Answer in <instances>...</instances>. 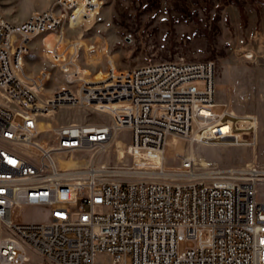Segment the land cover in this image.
Segmentation results:
<instances>
[{
	"label": "built area",
	"instance_id": "2783aa9c",
	"mask_svg": "<svg viewBox=\"0 0 264 264\" xmlns=\"http://www.w3.org/2000/svg\"><path fill=\"white\" fill-rule=\"evenodd\" d=\"M103 3L53 0L21 23L0 11V264H264V199L258 197L264 161L208 176L191 156L181 158L180 169L164 167L171 138L221 144L247 141L251 131L256 139L258 118L239 117L218 102L214 61L120 69L109 60L102 79L90 78L81 42L69 33ZM49 33L57 35L52 64L65 82L51 94V71H25L31 41L41 38L45 48ZM65 107L109 122L43 120ZM43 123L50 126L42 129ZM223 123L231 131L218 134ZM122 131L131 136L123 140L127 161L63 165L83 151L118 147ZM153 152L163 156L161 169L149 159ZM138 158L149 161L138 168ZM29 207L48 208V219L25 221L21 212ZM185 240L194 246L182 251Z\"/></svg>",
	"mask_w": 264,
	"mask_h": 264
},
{
	"label": "rangeland",
	"instance_id": "374dc122",
	"mask_svg": "<svg viewBox=\"0 0 264 264\" xmlns=\"http://www.w3.org/2000/svg\"><path fill=\"white\" fill-rule=\"evenodd\" d=\"M52 2L0 0V11L12 22L26 21L32 12ZM69 36L94 47L87 51L84 46L80 56L90 78L104 75L109 60L120 69L140 67L149 61H214L218 102L228 105L239 117L258 118L256 139L251 131H246L247 141L221 144H192L186 139L171 138L164 160L167 170L180 169L181 158L191 155L199 172L264 161V0H104L94 17ZM44 51L41 38L31 41L25 71L35 76L42 70L51 71L53 78L47 91L51 94L65 82L58 68L44 57ZM90 58L94 61L90 62ZM223 109L218 106L215 111ZM43 120L53 125L109 122L106 115L78 107L62 108L51 119ZM239 125L249 127L250 122L241 121ZM215 131L224 134L221 127ZM119 137L122 140H118V147L114 145L108 152L87 150L76 155L78 166L91 162L98 167L115 166L118 158L120 163L127 161L123 140L129 142L130 133L122 131ZM148 161H138V168ZM154 161L157 168H162L159 161ZM258 197L264 199V184L259 186ZM21 214L25 221H46L49 209L29 207ZM193 246L192 240L180 243L182 251Z\"/></svg>",
	"mask_w": 264,
	"mask_h": 264
},
{
	"label": "bare ground",
	"instance_id": "6f19581e",
	"mask_svg": "<svg viewBox=\"0 0 264 264\" xmlns=\"http://www.w3.org/2000/svg\"><path fill=\"white\" fill-rule=\"evenodd\" d=\"M56 41H57V35L55 33H49V34H47L45 36L46 47H45V51H44L43 55H44V57H46L49 60H51V62H54V60H55L54 59V49H55V46H56ZM81 45H82V47L86 46L84 44V42H81ZM85 49L87 51H89V50L94 49V47L86 46ZM92 61H94V58H90V62H92ZM103 77H104V75H102L100 77H97V78H94V79L95 80H100ZM49 126L50 125H47L46 127H42V129H46ZM217 127H221L222 130H223V132H224V134H226L227 132H230L231 131V125L229 123H223V124L218 125ZM190 152H191V154H194V150L193 149ZM152 154H153L152 157H150L149 159L150 160H157L162 165V163H163V156L161 154H159V153H156V152H153ZM140 160H142V159L138 158V161H140ZM63 165L64 166H77L78 165V161L75 160L74 158L67 159V160H63ZM161 165H160V167H161ZM97 170L100 171L99 173H106V172L103 171L102 168H97ZM122 171L123 170L119 167L118 170L116 172H114L113 174L114 175H117V174H119ZM209 174H210L209 172L202 173V175H204V176H208Z\"/></svg>",
	"mask_w": 264,
	"mask_h": 264
},
{
	"label": "crops",
	"instance_id": "0c3cea01",
	"mask_svg": "<svg viewBox=\"0 0 264 264\" xmlns=\"http://www.w3.org/2000/svg\"><path fill=\"white\" fill-rule=\"evenodd\" d=\"M24 20H20V21H18L17 23H21V22H23Z\"/></svg>",
	"mask_w": 264,
	"mask_h": 264
}]
</instances>
